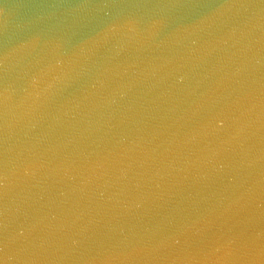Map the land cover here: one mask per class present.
Returning a JSON list of instances; mask_svg holds the SVG:
<instances>
[{"label": "water", "instance_id": "obj_1", "mask_svg": "<svg viewBox=\"0 0 264 264\" xmlns=\"http://www.w3.org/2000/svg\"><path fill=\"white\" fill-rule=\"evenodd\" d=\"M0 264H264V0H0Z\"/></svg>", "mask_w": 264, "mask_h": 264}]
</instances>
